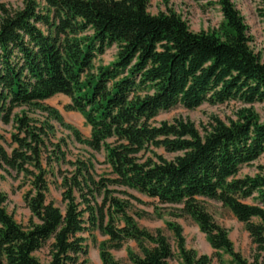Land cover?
<instances>
[{
    "label": "trees",
    "instance_id": "trees-1",
    "mask_svg": "<svg viewBox=\"0 0 264 264\" xmlns=\"http://www.w3.org/2000/svg\"><path fill=\"white\" fill-rule=\"evenodd\" d=\"M217 3L222 23L200 32L172 10L152 14L150 0H23L17 9L0 3V119L14 122L11 151L0 134V169L29 186L31 212L27 226L19 223L0 188V264H88L84 233L93 230L107 236L102 264H124L111 251L129 241L138 248L127 250L132 264L211 263L186 246L179 224H167L174 247L161 229L141 227L131 210L133 201L143 202L131 190L180 205L171 215L197 223L220 264H264V167L240 175L264 153V120L252 106L264 103V61L234 2ZM259 15L264 20V0ZM112 47L115 59L97 64ZM57 94L70 98L66 109L81 113L89 137L46 103ZM232 100L250 105L236 119L213 115L201 127L183 117L156 122L178 104L192 110ZM17 108L26 110L17 115ZM57 125L105 151L109 172H96L94 155L68 159ZM66 164L71 169H62ZM54 173L62 178L64 210L48 200ZM200 198L221 202L244 224L255 245L251 259ZM44 250L45 261L37 255Z\"/></svg>",
    "mask_w": 264,
    "mask_h": 264
},
{
    "label": "rangeland",
    "instance_id": "rangeland-1",
    "mask_svg": "<svg viewBox=\"0 0 264 264\" xmlns=\"http://www.w3.org/2000/svg\"><path fill=\"white\" fill-rule=\"evenodd\" d=\"M237 9L243 15L246 24L248 25V34L251 37V48L255 53L259 54L264 61V20L259 15V8L261 7V0H232ZM0 3L7 7L17 9L23 7V0H0ZM172 10L180 15L188 24L193 32L212 31L218 29L223 21V14L217 0H150L149 11L152 14L160 12H167ZM117 48H108L106 52L96 59V63L109 64L116 57ZM71 102L70 98L64 94H57L46 101L47 104L52 105L60 110L65 121L75 128L79 129L85 137H89L91 127L86 124L84 117L78 111L67 110L66 106ZM250 105H243L238 101H228L222 104L203 103L196 109L189 110L184 106L178 104L167 111H162L156 118V122L172 121L175 118L183 117L193 121L198 127L202 124H207L211 116L215 115L224 121L229 119H236L237 111ZM259 114L261 120H264V103H254L252 105ZM26 108H17L14 114H22ZM33 115V113H32ZM59 128L58 137H66L69 146L68 159L75 160L76 156L88 158L93 156L94 168L98 174H106L109 172V165L106 163V152H94L86 145L80 144L70 136V131ZM14 132V122L8 124L0 119V134L4 137L2 143L9 151L12 147L11 135ZM166 157L170 158L172 155L165 153L163 149L158 150ZM264 167V153L252 164L244 165L240 170V175H255L258 172V166ZM62 169H71L69 165H62ZM50 190L48 193V200L53 201L62 210L65 209V204L62 202V188L60 183L62 178L53 174L49 177ZM0 188L7 195L6 208L14 218L24 226L29 224L31 218L30 209L24 202V195L29 189L27 184H24L22 177L15 178V173L7 174L0 169ZM131 192L139 197L143 203L132 202V213H135L137 221L141 227L147 228L151 231L161 229L169 238L173 247L175 246V239L172 231L168 229L167 224L174 222L179 224L183 229V235L186 240V246L194 249L198 254H207L212 257L210 264H220L217 257L214 255V250L210 246L206 235L199 229L189 217L175 218L171 215L174 209L180 205H161L155 199L149 198L146 195L139 193L136 190ZM205 201L207 208L213 214L215 220L224 226L228 232L229 237L234 243L236 250L240 251L246 258L251 259L254 254L255 245L246 231L244 224L239 222L233 213L221 202L200 198ZM252 203V200H248ZM140 213L142 217H138ZM87 245V256L85 257L88 264H102L100 258V243L107 239V236L102 235L98 230H93L92 233H84ZM128 248L138 250L134 241L127 242L120 250H112V254L124 264H132L127 257ZM47 251H40L37 255L43 260H46ZM223 259L230 262L231 257L228 254H223Z\"/></svg>",
    "mask_w": 264,
    "mask_h": 264
}]
</instances>
